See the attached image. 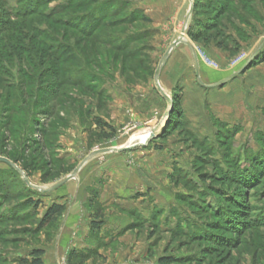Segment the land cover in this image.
<instances>
[{
	"label": "rangeland",
	"instance_id": "1",
	"mask_svg": "<svg viewBox=\"0 0 264 264\" xmlns=\"http://www.w3.org/2000/svg\"><path fill=\"white\" fill-rule=\"evenodd\" d=\"M32 1L0 0V158L14 165L0 162V264L34 249L43 264H264V226L216 229L239 208L229 201L247 206L246 222L263 214L264 171L251 163L264 157V0H94L103 25L93 41L55 21L84 10L5 15ZM195 20L198 42L187 35ZM180 36L189 47L161 63ZM60 45L75 58L62 61ZM162 121L145 144L130 140ZM103 149L119 151L56 190L33 188ZM53 204L65 213L41 226Z\"/></svg>",
	"mask_w": 264,
	"mask_h": 264
},
{
	"label": "trees",
	"instance_id": "2",
	"mask_svg": "<svg viewBox=\"0 0 264 264\" xmlns=\"http://www.w3.org/2000/svg\"><path fill=\"white\" fill-rule=\"evenodd\" d=\"M53 0H33L32 4H26L23 6V9H13V12L10 15L7 10L5 11V15L11 17L13 16L15 19H24L28 17H32L35 15H44V19H50L53 15H60L63 17L66 12H68L70 9H75L78 11L84 10L83 13L78 16L77 18H72L70 16L64 17V18H59L55 19V21L61 25L62 27H66L69 29H76L78 33L82 36L83 39L86 40H95L96 39V33L100 29L103 17L100 18V12L103 8L101 3H96L94 0H78L76 3H73V0H68L65 4H59L51 8L50 13L46 15V12L44 13V10H39L40 8L46 7L48 4H50ZM4 5H7V3L3 2ZM198 0L197 2L195 1L193 3V8H196L198 6ZM195 10V9H194ZM12 11V10H11ZM137 12H133L132 14H129L128 17H132L136 14ZM134 14V15H133ZM74 19H77L80 21V24H77V22H73ZM141 21L144 23H149L150 20L147 18V16H142ZM194 28L196 30H191L189 29L187 32L188 37L194 41L198 42L201 39V30L204 28V25L201 21H194ZM198 30V31H197ZM60 48L57 49V56L62 60V61H68L72 60L75 58V53L72 48H70L67 45H60ZM54 48V47H53ZM93 125L102 131H105L106 129H111L109 126H107L102 120L98 118H94L92 120ZM264 151V150H263ZM264 154V153H263ZM264 157L261 158V160L257 161H252L251 166L254 169H259L257 171H264ZM259 167V168H258ZM58 176H54L53 178H57ZM248 178V177H246ZM244 183V189L247 187ZM243 185V184H242ZM232 207L231 208H237L236 210L228 211L230 212L229 218H225L226 215H222L219 217L218 224H216V229L220 230H225L230 233H237L242 226L245 224L249 225L251 228H258V227H263L264 223L260 222V217H264V209H261L262 211V216L259 217H253L249 220V222L245 221L244 214L240 210V208L248 209L247 206L245 205H238L231 203L230 201L228 202ZM40 203L39 202H34L30 201L29 206H38ZM66 211V207L63 204H53L45 209V212L43 214L42 220H41V226L44 225H52L59 219L60 217L63 216V214ZM255 219V220H252ZM257 224L252 221H257ZM94 223V226H91V231L95 232L99 227H97L96 223ZM249 228V227H247ZM192 231H195V228H191ZM214 237H218L217 234H213ZM217 240V239H216ZM219 240V239H218ZM44 255V252L39 249H34L31 251L29 254V258L25 259H20L19 264H43L42 262V257ZM171 260H166V259H160L159 264H169L171 263Z\"/></svg>",
	"mask_w": 264,
	"mask_h": 264
},
{
	"label": "water",
	"instance_id": "3",
	"mask_svg": "<svg viewBox=\"0 0 264 264\" xmlns=\"http://www.w3.org/2000/svg\"><path fill=\"white\" fill-rule=\"evenodd\" d=\"M182 42H184V40L182 39V37L180 36L178 39H176L173 43H172V45L170 46V48L168 49V51L166 52V54L164 55V57H163V60H162V62L161 63H163V62H165L166 61V59L168 58V56L170 55V53H171V51H172V49L174 48V47H176L178 44H180V43H182ZM248 64V62L246 63V65ZM245 65V66H246ZM160 69V68H159ZM159 69L156 71V73H155V81H156V85H157V88H158V90H159V92L162 94V96L165 98V99H167L168 101H170V98H169V96H167L163 91H162V89L160 88V86H159V84H158V80H157V77H158V73H159ZM243 69V68H242ZM242 69L240 70V71H242ZM197 70V69H196ZM167 115L165 116V121L167 120ZM164 121V122H165ZM162 126H159V127H157V128H155V131L153 132V134L148 138V140L150 139V138H152L153 136H154V133L157 131V130H159L160 128H161ZM147 140V141H148ZM146 141V142H147ZM145 142V143H146ZM144 143V144H145ZM115 151H119V150H117V149H103V150H98V151H95V152H93L92 154H90L69 176H67L66 178H64L63 180H61V181H59V182H57L56 184H54V185H52V186H50L49 188H46V189H41V188H36V187H33L29 182H28V180L26 179V177L25 176H23V179H24V181H25V183L28 185V186H30V187H33V188H35V189H37V190H39V191H42V192H46V191H49V190H56V189H58V188H60V187H62L63 185H65L68 181H70V180H72L73 178H74V176L77 174V172L80 170V168L83 166V164L85 163V162H87L89 159H91V158H93V157H95V156H97V155H102V154H107V153H111V152H115ZM0 162L1 163H5V164H7V165H9V166H12V167H14V165H12L8 160H6V159H4V158H0ZM17 169V168H16ZM18 170V169H17Z\"/></svg>",
	"mask_w": 264,
	"mask_h": 264
},
{
	"label": "bare ground",
	"instance_id": "4",
	"mask_svg": "<svg viewBox=\"0 0 264 264\" xmlns=\"http://www.w3.org/2000/svg\"><path fill=\"white\" fill-rule=\"evenodd\" d=\"M162 89V88H161ZM163 91V90H162ZM164 92V91H163ZM165 93V92H164ZM166 94V93H165ZM163 125V121L161 122V124L159 126H162ZM153 131V130H152ZM153 133L151 132L150 129L148 130H145L141 133H139L138 135L132 137V139L130 140H137L139 141L141 144L145 143L148 138L152 135Z\"/></svg>",
	"mask_w": 264,
	"mask_h": 264
},
{
	"label": "crops",
	"instance_id": "5",
	"mask_svg": "<svg viewBox=\"0 0 264 264\" xmlns=\"http://www.w3.org/2000/svg\"><path fill=\"white\" fill-rule=\"evenodd\" d=\"M186 47L188 46L189 47V44H188V42H182ZM181 45V43L180 44H178L176 47H174L172 50H174V49H176L177 47H179ZM178 51H182L181 49H179ZM180 52H177V53H180ZM182 53V52H181ZM218 65V64H217Z\"/></svg>",
	"mask_w": 264,
	"mask_h": 264
}]
</instances>
